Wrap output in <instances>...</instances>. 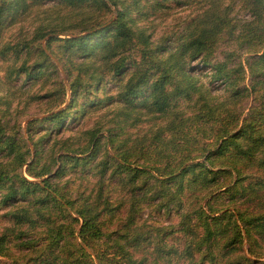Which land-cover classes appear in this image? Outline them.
<instances>
[{
    "label": "trees",
    "instance_id": "obj_1",
    "mask_svg": "<svg viewBox=\"0 0 264 264\" xmlns=\"http://www.w3.org/2000/svg\"><path fill=\"white\" fill-rule=\"evenodd\" d=\"M45 1L0 0V36ZM53 1L63 16L40 21L31 42L0 46L7 77L33 86L58 73L52 107L26 134L0 119V264L259 260L264 0H238L243 18L234 0ZM187 4L196 8L182 28L155 38L156 19ZM103 107L107 121L60 136ZM145 206L173 212L182 235L169 241L166 227L138 223Z\"/></svg>",
    "mask_w": 264,
    "mask_h": 264
},
{
    "label": "rangeland",
    "instance_id": "obj_2",
    "mask_svg": "<svg viewBox=\"0 0 264 264\" xmlns=\"http://www.w3.org/2000/svg\"><path fill=\"white\" fill-rule=\"evenodd\" d=\"M228 2V1H226ZM231 2V1H229ZM187 7L172 9L163 18L156 19L155 25V35L157 38L161 35H173L175 32L182 28L187 16L192 13L196 6L186 5ZM67 12V7L54 2L53 0H47L41 5H35L31 10L24 15V17L16 21L13 24L7 25L1 36H0V46L5 42H19L22 43L23 39L26 41H32L37 37L35 33V27L40 21H46L52 19L54 21L58 20V17L63 16ZM232 14H236L238 17H247V12L243 8L238 0L232 2ZM69 17V16H66ZM58 41L52 42V48L57 49ZM42 44L46 50H48L44 43V38L42 39ZM229 41L224 39L220 41L217 51L215 53L216 58H221L223 52L227 47H230ZM49 52V50H48ZM54 61L58 64L60 69V76L65 77V72L62 68L61 63L58 59L53 56ZM21 60H19L20 62ZM5 62L0 58V119L3 121H9V123L15 122L20 126L21 131L26 134L25 128L28 121L34 117H41L45 115L47 110L52 107L53 99L56 98V93L53 89L57 86L56 81L58 80V73L55 71L50 72L49 78H45L42 84L36 83L30 86L28 80L23 81V76L20 77H7L4 74ZM41 81V80H40ZM108 86V85H107ZM111 87V86H110ZM108 89V88H107ZM68 99V98H67ZM66 99V102H67ZM65 102V103H66ZM65 103L59 106L62 107ZM101 119L104 121L108 120V111L106 108H97L88 112L80 121L76 124H72L67 127L65 131L60 134V136H65L71 131L70 129H84L92 127L94 121ZM144 122L139 124L137 130L132 129V135L136 132L143 131ZM36 130H40L39 127ZM134 136V135H133ZM102 149V148H101ZM100 154V151H99ZM96 180V176L89 174V179L83 178V185L91 186ZM72 180L67 184L68 187H77L78 181ZM88 191V190H86ZM6 208L3 205L0 206V230L4 225L8 223L7 216L4 215ZM136 221L148 222L153 225H162L166 227V232L170 231L167 236L169 241H173L174 237H179L182 235L181 232L176 231L178 228L177 221L178 216H175L173 212L164 213L163 208L157 210L150 206H145V208L136 214ZM106 229V228H104ZM108 230V229H106ZM261 249L259 250L260 259L252 261V264H264V240L260 243ZM243 252V251H242ZM245 253V252H244ZM236 264H247L244 260L238 261Z\"/></svg>",
    "mask_w": 264,
    "mask_h": 264
}]
</instances>
